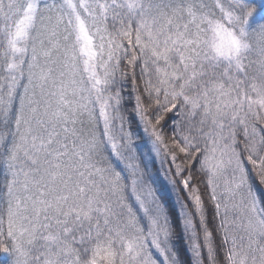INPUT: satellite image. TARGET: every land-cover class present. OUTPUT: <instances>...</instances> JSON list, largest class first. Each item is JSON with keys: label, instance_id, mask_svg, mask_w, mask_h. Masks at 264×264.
<instances>
[{"label": "snow or ice", "instance_id": "6c2138e0", "mask_svg": "<svg viewBox=\"0 0 264 264\" xmlns=\"http://www.w3.org/2000/svg\"><path fill=\"white\" fill-rule=\"evenodd\" d=\"M0 264H264V0H0Z\"/></svg>", "mask_w": 264, "mask_h": 264}]
</instances>
